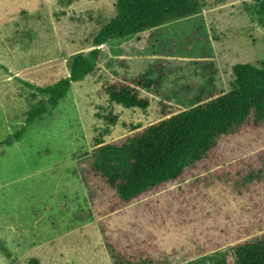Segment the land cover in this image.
Returning a JSON list of instances; mask_svg holds the SVG:
<instances>
[{
    "label": "rangeland",
    "instance_id": "1",
    "mask_svg": "<svg viewBox=\"0 0 264 264\" xmlns=\"http://www.w3.org/2000/svg\"><path fill=\"white\" fill-rule=\"evenodd\" d=\"M200 1L198 16L104 46L96 71L73 86L54 116L28 127V111L47 99L28 85L46 88L68 78L71 58L91 51L116 18L117 0H0V264H115L79 165L101 147L98 141L110 144L158 123L166 98L186 111L203 91L230 93L236 65L264 68V28L252 16L253 2ZM159 66L165 84L145 91L152 102L146 111L113 105L103 92L124 78H156ZM25 126L23 140L8 146ZM233 258L224 248L170 264Z\"/></svg>",
    "mask_w": 264,
    "mask_h": 264
},
{
    "label": "trees",
    "instance_id": "2",
    "mask_svg": "<svg viewBox=\"0 0 264 264\" xmlns=\"http://www.w3.org/2000/svg\"><path fill=\"white\" fill-rule=\"evenodd\" d=\"M251 1L264 28V0ZM116 10L93 49L71 58L68 78L46 88L28 85L47 97L28 111V127L54 116L73 86L96 71L104 46L198 16L203 5L117 0ZM157 69L156 78H124L103 92L113 105L146 111L152 102L145 91H161L167 77L164 66ZM234 75L230 93L203 91L186 111L166 98L158 123L110 144L98 141L101 147L79 165L115 264L191 262L224 248L234 260L221 264H264V68L238 64ZM117 121L110 118L111 125ZM27 126L7 145L21 142Z\"/></svg>",
    "mask_w": 264,
    "mask_h": 264
}]
</instances>
